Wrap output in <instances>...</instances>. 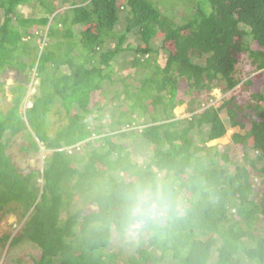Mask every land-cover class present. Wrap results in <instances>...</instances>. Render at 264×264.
I'll return each instance as SVG.
<instances>
[{"label":"trees","instance_id":"1","mask_svg":"<svg viewBox=\"0 0 264 264\" xmlns=\"http://www.w3.org/2000/svg\"><path fill=\"white\" fill-rule=\"evenodd\" d=\"M245 54L254 71L239 85ZM7 71L28 77L0 111V220L30 213L9 246L37 251L12 264H204L192 250L199 230L214 242L261 230L253 251L236 245L232 254L247 257L234 264H264V0H0V79ZM33 73L37 92L23 113L22 83ZM238 85L249 98L207 107L214 90ZM94 92L95 110L86 107ZM57 104L68 124L50 137L45 120ZM182 105L191 116L176 117ZM237 127L242 158L208 146ZM17 136L25 156L50 152L42 170L28 172L7 153ZM151 175L179 181L186 212L125 239L124 191ZM234 208L241 227H228ZM10 237H0V251Z\"/></svg>","mask_w":264,"mask_h":264},{"label":"clouds","instance_id":"2","mask_svg":"<svg viewBox=\"0 0 264 264\" xmlns=\"http://www.w3.org/2000/svg\"><path fill=\"white\" fill-rule=\"evenodd\" d=\"M33 82H35V80ZM239 85L237 87H239ZM230 92L232 91H229L228 93ZM32 107L33 103L31 106H25V109L22 112L25 113ZM7 137H9V135H7L6 138ZM71 149V147L68 148L70 154L72 153ZM44 151L45 153L47 152L42 149V152ZM258 198L262 200V197ZM186 208V193L181 188L179 181L175 177L166 175L143 176L131 182L124 191L118 227L125 239L136 240L146 229L161 227L167 222L183 216L186 212ZM18 211H23V209L20 208L17 211L6 215H11L17 213ZM29 214L26 217H22L25 219L24 224L27 221ZM234 215H236V217H234ZM4 217L0 220V223L4 221ZM228 217L230 220L228 227L237 225L241 227L242 215L239 214L235 208L229 212ZM258 224L264 228V218L261 215L259 216ZM23 226L20 227V230ZM19 231L17 233L18 235ZM197 232V241L192 250L196 249L197 251H200L199 254L202 255L204 264H234L236 260L242 259L243 257L246 261L247 257L244 253L242 255L238 253L233 255V248L237 247L236 245H246L247 252H251L257 247V245H253L258 243V238L263 233L261 230L255 232L253 239L251 240L247 238H239V240H237V238H232L225 240L224 238L219 239L218 236H214L218 238L217 242H214L210 238L212 235H208L206 231L199 230ZM17 236L12 238L10 237L8 240L9 243L7 241L6 245H9L12 242V239H15ZM181 246L185 253L188 252L187 250H190L188 247H191L184 241ZM184 255L185 254H182L180 256L183 257ZM4 257L5 255L3 254V258L1 259L0 255V264H2ZM240 262H242V260H240L239 263Z\"/></svg>","mask_w":264,"mask_h":264},{"label":"rangeland","instance_id":"3","mask_svg":"<svg viewBox=\"0 0 264 264\" xmlns=\"http://www.w3.org/2000/svg\"><path fill=\"white\" fill-rule=\"evenodd\" d=\"M179 23V22H176ZM94 31V30H92ZM127 45L125 44V47ZM249 46L252 48H255V44L253 41H251L249 43ZM126 52H123L121 55L122 56L125 54ZM130 56H128L127 58H129ZM242 58L240 59L238 65H237V74L236 76L241 78V80H243L242 83H240V85L244 84L246 80H248L249 78L252 77L251 73L254 71V68L251 66V64L247 61L246 57L247 54L242 55ZM166 59V58H165ZM160 62L163 63L164 62V58L161 57ZM119 63L121 64V67L123 66V64L121 63V59H119ZM124 67V66H123ZM125 68H129L130 71L129 73H133L136 71H138L139 69H141L142 67H140L139 69H134L131 68L129 66H125ZM64 70H67L68 67H64ZM126 73H128V71H126ZM34 73L29 76V78H32V82L31 83H22L24 85V88H26L27 90V94L24 96V101L23 104L21 105V111H24L25 106H31L33 103L32 100V96L37 92V83L38 81L33 82V78H34ZM251 75V76H250ZM141 77V75H138ZM255 76V75H254ZM26 77H28V74L25 76H21L19 74H17L16 71H7L0 79V83L2 84V87L0 89V111L3 112V114H5L7 112V110H9L12 107V101L13 98L15 96V89L17 88V86L19 84H21V82H23ZM260 85V80L257 82L256 88H258ZM252 89H255V87H253ZM17 93V92H16ZM231 95H237L239 96V100H244L249 98V96L246 93H241V91L239 90V88L237 87L235 89V92H230L228 94H223L220 90H214L211 93V100L209 102V104L207 105V107L209 106H220L223 102V99L225 97L231 96ZM30 99V101H29ZM101 99L99 92H94L91 94V98H90V102L89 105L86 107H89L90 109L95 110V105L96 103ZM24 107V108H23ZM104 111L101 113L102 117L104 119V121L107 122V116L109 115V112H107V110L109 109L108 106L103 108ZM65 107L63 105L57 104L54 105L50 114L48 115V117L45 120V128L48 131V135L50 137H54V135L56 134V131L59 129V127H64L65 125L68 124V118L66 115V111H65ZM75 109L72 108L71 109V113H74ZM176 116L178 118H184L187 116H190V113L186 112V105H182L180 107H178L176 109L175 112ZM94 118L97 117V114L91 115ZM97 125L100 124V122L96 123ZM90 127L91 129H95V122L91 121L90 122ZM241 132V130L237 127V128H231L228 130V132L226 133V135L221 138L218 139L216 141H212L208 143V146L212 147V146H219V148L222 151H227L230 155L231 158H236L237 160L239 158H242L244 156V154H242V152H240L239 149L234 148L235 144L233 143L232 139H233V134ZM95 136H98L95 134ZM95 136H93L92 138H94ZM91 138V139H92ZM22 137L21 136H17L11 139L12 142V146L11 148H8V153H10L13 156V159L15 162L18 163V166L22 167V168H26V171H33V172H37L38 169L42 170L43 168V162H44V156H45V151L39 153V154H31L29 156H25L23 155L20 151H19V143L22 142ZM44 149V148H42ZM49 153V152H47ZM23 211H18L17 213L11 214V215H6V217H4V221L0 223V237L4 236V235H10L11 238L14 236H17L18 231L20 230V227H22L24 225V221L25 219L22 218L21 214ZM1 216V214H0ZM23 221V222H22ZM22 222V223H21ZM9 243V241H8ZM19 246V245H18ZM132 250V248H130V251ZM27 252H31L32 256L36 257L37 255V251L36 250H31L30 248L28 249H24V252H20L17 249H15V247H11L7 244L5 248H2L0 251V255H1V259L3 258V254L5 255L2 264H12L10 263L12 258H22V254H27ZM7 253V254H6Z\"/></svg>","mask_w":264,"mask_h":264}]
</instances>
